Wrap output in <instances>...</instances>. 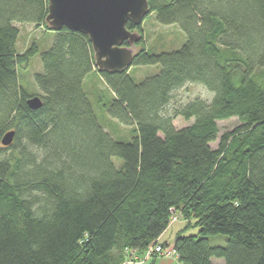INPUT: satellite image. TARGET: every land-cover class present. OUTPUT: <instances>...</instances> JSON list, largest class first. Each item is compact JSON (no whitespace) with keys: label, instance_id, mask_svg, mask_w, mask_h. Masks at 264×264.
I'll use <instances>...</instances> for the list:
<instances>
[{"label":"trees","instance_id":"trees-1","mask_svg":"<svg viewBox=\"0 0 264 264\" xmlns=\"http://www.w3.org/2000/svg\"><path fill=\"white\" fill-rule=\"evenodd\" d=\"M149 3L186 41L151 53L143 22L128 21L141 33L131 66L161 67L137 83L130 68L99 72L86 34L53 31L48 0H0V264H122L166 231L173 210L198 228L176 235L183 264H264V0ZM16 23L55 34L35 76L38 109L18 68L40 50L17 49ZM91 73L112 92L104 112L131 128L130 140L99 120L84 87ZM188 83L212 98L168 110ZM178 116L194 121L178 128ZM232 117L240 124L220 135L218 121ZM218 234L225 246L211 245Z\"/></svg>","mask_w":264,"mask_h":264},{"label":"rangeland","instance_id":"rangeland-1","mask_svg":"<svg viewBox=\"0 0 264 264\" xmlns=\"http://www.w3.org/2000/svg\"><path fill=\"white\" fill-rule=\"evenodd\" d=\"M16 25L20 28V37L17 43V49L24 52L33 43H36L39 47V53L35 55L31 61L27 64L19 65V83L33 96L40 95L41 91L37 85L35 76L38 73L43 72L42 63V53L50 48L53 43L52 32L45 31V26H35L33 24L21 23ZM143 34L145 43L151 53H161L170 52L180 48L186 41V34L180 28L178 24L165 25L158 21L157 15L155 13H149L143 23ZM49 38V39H48ZM53 38V39H52ZM140 46L137 44L134 47V52L138 53ZM161 70L158 65H133L130 67L129 72L133 77L134 81L137 83L142 82L146 77L154 75ZM84 87L87 95L93 103L95 112L105 127L110 131V134L118 140H130V130L129 126L118 123L116 120L108 117L104 112V107L111 101L112 92L108 89L104 81H102L96 73H91L84 82ZM110 92V93H109ZM111 94V95H110ZM213 93L210 92L201 83H188L184 87L179 88L174 92V98L168 107L171 110L176 104H183L190 99L196 97H201L205 99H211ZM194 119L186 120L182 116H178L174 123L178 128L190 125ZM240 121L237 117H232L226 120L218 121L220 128V135L226 131L234 129ZM112 132V133H111ZM219 141L213 142L212 147L216 148ZM117 165H120L121 160L119 158H114ZM191 223V224H190ZM194 221H189L182 216L180 212H173L168 231L161 238L159 237L155 242H152L144 252L136 253L137 257L133 254H128L127 259L122 264H155L156 259L173 257L172 241L179 231L183 228H187L185 234H196L198 233V228L193 226ZM192 225V226H191ZM166 229V230H167ZM167 239L169 242L168 246H165L166 251L163 253H152L148 258L146 257V250L151 247L157 246L159 243L165 244L162 240ZM211 245H223L227 244L228 237L224 234L213 235L209 237ZM171 242V243H170ZM134 249V248H133ZM129 252V249H128ZM145 253V254H144ZM129 258V259H128Z\"/></svg>","mask_w":264,"mask_h":264},{"label":"water","instance_id":"water-1","mask_svg":"<svg viewBox=\"0 0 264 264\" xmlns=\"http://www.w3.org/2000/svg\"><path fill=\"white\" fill-rule=\"evenodd\" d=\"M150 10L149 0H48L46 21L53 31L67 27L86 34L99 72H124L133 64L134 47L141 39V33L128 29L127 23L141 24ZM28 104L38 109L42 99L32 96ZM14 138L15 131H8L2 144L8 146Z\"/></svg>","mask_w":264,"mask_h":264},{"label":"crops","instance_id":"crops-1","mask_svg":"<svg viewBox=\"0 0 264 264\" xmlns=\"http://www.w3.org/2000/svg\"><path fill=\"white\" fill-rule=\"evenodd\" d=\"M46 30L47 29L45 28V31ZM47 32H50V31L47 30ZM52 34H53V38H54L55 34L53 32H52ZM167 231H168V229L160 237L162 238L166 234ZM175 238H176V236H175ZM175 238H174V240H175ZM174 240L172 241V244H171L172 248H173ZM162 241L164 243H167V246L169 245V243H168L169 241L167 239H163ZM217 262L219 263L221 261L218 260ZM155 264H183V263L180 261V259L178 258L177 255L176 256L173 255V257H165V258L156 259V263Z\"/></svg>","mask_w":264,"mask_h":264},{"label":"built area","instance_id":"built-area-1","mask_svg":"<svg viewBox=\"0 0 264 264\" xmlns=\"http://www.w3.org/2000/svg\"><path fill=\"white\" fill-rule=\"evenodd\" d=\"M173 212H177V211H175V210H173L172 211V213ZM171 219V218H170ZM164 251H166V248H165V246H164V244L163 243H159L157 246H155V247H151L150 249H148V250H146V257L148 258L150 255H152V253H154V252H156V253H163ZM129 254H133L134 256H136L137 257V255H136V253H139V251L137 250V249H129V252H128ZM144 253V254H145ZM171 253H172V255H174V256H176L177 254H176V251L172 248V250H171ZM129 259V258H128Z\"/></svg>","mask_w":264,"mask_h":264}]
</instances>
